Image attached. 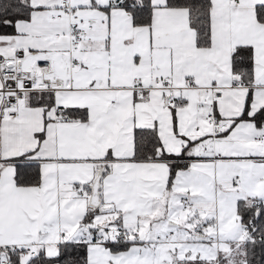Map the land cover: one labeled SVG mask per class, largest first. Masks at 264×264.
<instances>
[{
	"label": "snow or ice",
	"instance_id": "1",
	"mask_svg": "<svg viewBox=\"0 0 264 264\" xmlns=\"http://www.w3.org/2000/svg\"><path fill=\"white\" fill-rule=\"evenodd\" d=\"M0 264H264V0H0Z\"/></svg>",
	"mask_w": 264,
	"mask_h": 264
}]
</instances>
